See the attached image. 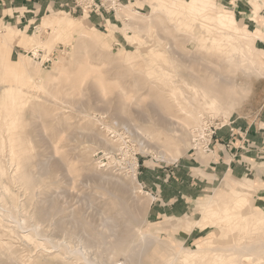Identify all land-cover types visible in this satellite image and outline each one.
Returning a JSON list of instances; mask_svg holds the SVG:
<instances>
[{"label": "rangeland", "instance_id": "1", "mask_svg": "<svg viewBox=\"0 0 264 264\" xmlns=\"http://www.w3.org/2000/svg\"><path fill=\"white\" fill-rule=\"evenodd\" d=\"M216 1L219 4L225 5L227 9L232 10L235 16L239 19L244 16V14L240 12H248L250 7L247 0ZM120 2V4H129L130 6H132V8L138 11V14L141 16H147L150 13L151 8L148 0H121ZM165 2L167 3V5L171 6L176 1L165 0ZM57 11H60V9L50 10L47 13H41L40 15H37L35 17L36 21L32 25L23 27L22 24H18L17 26H15L13 23H11V10H6L3 7L0 8V20L4 23L7 22L8 24H10V26L8 27L0 24V63L5 66V63H12L15 60L18 61V56L21 52L27 55H32V52H30L29 50H27V52L26 48H20L17 45H14L13 48H10L11 52L8 53L9 51L6 49L7 45H3V37H7L6 33L8 29H16L20 33V35H22L24 33H32L38 27L43 17L55 18L60 16L61 14H65L74 18H78L80 16H85L84 14H86L79 9L69 10L67 12L63 10L60 12ZM108 14L109 15L100 16L90 15L87 13V17H85L81 23L84 26H92V28L97 29L89 35H86V33H83L82 31L80 33H78L77 31H72L66 37L56 38L55 34L51 33L55 28L52 29L53 27H48L47 29H42L39 34L44 37L45 40L50 38V35H54V37H52V42L49 44V47L45 49L41 48L43 58L42 56L34 57V64L36 62L38 63H36V65L33 64L34 66L31 67V70L27 68L23 69L19 63H16L13 67H11L10 69H6L3 72V80L5 82L11 81V79L14 77V75L16 76L17 73L23 77L28 76V74L31 73L34 77H36L38 70L40 71V73L42 72L40 74L41 77H43L42 79L48 83H50V80L52 82L57 81L58 78L60 79L62 72L72 75L71 78L75 83H79L78 77H80V73L82 70L86 72L87 69H89L88 72H86L89 76L86 77L85 82L83 81L84 84L83 82L79 83L81 85L79 87L82 90H67L68 94L66 95L62 93L64 91L62 88V91L59 88H56L59 89V91H55V89H52L51 91L54 90L53 93H55L54 96L46 92L44 93L43 90H41L40 92L39 90L30 89V93H34V95H32V99L34 100H32V105L31 103H29L24 109L23 114L25 115H23L24 118L22 120V127L26 132V137L28 138L29 136V138L31 139L29 141L31 143L34 142L33 144L29 143L32 157L29 158V166L27 165L26 169L28 171H32V174H34L33 191L35 190V192H37L35 193L36 196L39 193V196L36 197L34 195L35 200H32L33 196L29 198L27 190L23 189L22 185L20 187L19 183L15 182V184L14 182L12 183L9 181V179H7L6 183L10 184V188L13 189L15 193L18 192L17 203L23 202L22 206L19 203L18 206L14 207L15 209H13V207L11 206V202H8L9 198H7L6 196V200L4 199V197L1 198V195L3 194V188L1 187H3V184L5 183V178H2L4 179L2 180L4 183L0 181V206H2L3 211L0 207V220L4 221V223L2 222L1 224L0 221V232H3L0 233V236L6 240H11L12 244L14 243L16 246H18L16 248L18 249V252L14 251L16 255H18L19 251L20 257L23 256L22 253L27 254H24L25 257H36V255H38L37 258L39 257V263L37 264H45L43 261L47 255L46 249H52V245L49 244V241L44 240L46 237H49L47 239L50 240L54 236V238L52 239L53 243L54 241L56 243H59L63 239H61V230L66 229V231H69L70 229L74 231V229L76 228L75 232H79L78 230L81 228L80 231L82 232V229L85 228L86 230L84 231L83 229L84 232L82 233L87 240L90 237V240H88V242H91V250L95 252L94 247L96 248V241L99 240L98 244L100 242L99 237H95V233L97 234V231H99V229L101 231L103 229L102 227H104L102 226L103 215H101V212H106L108 210L107 213H103L104 217L109 218L113 215L110 220L112 219L113 223H116L115 226H117V228L114 227L117 231V238H108L107 243H109V246L113 243L115 244L117 239H127V236L130 235V231H132L133 229L138 228L142 231H153L152 233H154L158 237V248H153L148 253L149 257L145 255V257L142 258L143 261L149 264H168L172 260L174 254L181 250L180 247H184V249L190 248L187 253L185 251L183 252V255L189 254V259L180 260L188 264H198V262L204 261L206 256L210 253L206 252L204 256H199V251H196V245H198L200 241L205 238H212L214 243L222 244L227 243L231 239L229 236L225 238L220 236L222 230L221 222L213 220L217 216V213L222 211L221 207L218 206V201L216 203L213 202L212 206L209 205L207 210L204 209L205 204L207 205L208 203L209 196L213 195L217 190L227 191L228 189L223 186V181L221 180L218 185L217 183L212 185L211 190H209L208 192H202L197 196H192V198L184 204L181 202L173 203L172 207H175L176 204L184 205L181 208H177V211L173 210L170 213H164V211L162 212L159 210L162 202L156 199V196L154 194H151L149 192L150 186L146 184V182L148 181H151L153 179L156 180L155 175L151 173L145 174L144 171L148 169H150L151 171H155L157 169H160L161 167L170 168L176 165L178 162L188 160L187 158L189 156V153L192 152V150H188L191 146H193V143L191 142L190 133L189 131H187V129L194 125L195 121L193 119L191 121L190 119L187 120L189 117H187L185 113L181 112L176 104H174L171 100H168L165 91L160 90V84L157 80H155L154 77L153 79L151 77L148 78L149 76L144 71V64L142 59L143 56H140V54L135 49V45L132 43V31L134 30L131 28H127L128 26L122 23L123 19L119 18L116 15V11H111ZM159 15V20H162V24L160 25L157 22L155 24L156 27L153 29L154 31L152 30L151 32H149V34H147L149 37H147V35L144 33H142L141 36H138L136 43L140 44V52L142 51L144 53V51H147V47L145 45H148V43H154L157 38L158 40L162 41V43H167L166 45H169L170 48L173 46L174 50L176 49L174 51V54L175 52L177 53V51L178 53H181L178 55L175 54V56L177 55L178 58L179 55L182 54L184 56L196 55V58L198 59L199 57L198 60L201 61L207 59L206 61L210 60V62H212L211 64L221 63V58L218 57L215 52H213L211 49L205 50V48H200L197 42L194 43V41L196 40L190 38L188 32H185V29L184 31L183 28L174 27V24L169 21V19L165 18V15ZM259 15L264 17V9L259 12ZM243 24L248 30H254L256 27H258L256 23L251 22L247 19H243ZM260 29L264 31V27H260ZM164 30L166 32H164ZM162 35L165 37L163 38ZM149 38L151 40L154 39L153 42H151V40L147 41L149 40ZM79 39L84 41L85 47L81 46V42L79 41ZM163 40L165 42H163ZM187 40L189 43L187 42ZM257 46L258 48L264 50V43L258 42ZM46 58H49V60L46 61ZM197 63L198 62H192L191 64L186 63L189 64V67L180 66L179 69L183 74L189 73L192 70L199 76L206 75L204 66L202 65L203 70L201 71V68H199L201 66V63ZM223 69L225 68H220L221 72L224 75H233V72L231 70ZM85 72H83L82 75H84ZM98 78H101V81H103L102 84L105 89L104 93L103 91H100V86H98L99 84L97 85L96 83L95 79ZM248 82V93L246 91V93L241 98V101L239 100L240 102L238 101L236 107L230 112L231 114H228L229 116H227V119L221 121L222 119L220 116H213L215 121L221 123L227 121L230 116L235 117L236 115H243L248 110H252L251 108H253V106L257 104L259 100L264 98V73L259 77H256L254 75L251 76L248 79ZM34 90L37 93H35ZM96 91L97 94L99 93L100 95L95 94V96H97L93 97ZM43 93L45 96L43 95ZM120 93H124V96ZM35 94L36 96H38L36 97ZM60 94H63L65 96H60ZM39 95L41 98L39 97ZM118 95H121V97H118ZM1 96L2 93L0 92V122L3 115L2 109L3 107H5L2 106L4 104H2L3 100ZM66 96H71V100H69L70 98L68 99V97L66 99ZM99 97H101V101L99 100ZM118 98H120V100H118ZM60 102L63 105H61ZM121 103H125L124 110L125 108L127 110L121 112L120 109L117 108L120 107L119 105ZM100 104H102V106ZM35 111L36 114L34 113ZM167 118L168 120H166ZM169 118H171V120ZM120 119H122L123 121ZM173 120H176L178 122ZM157 121H163L161 122L162 125H160ZM112 122L118 124H114ZM172 123H174L175 125ZM109 125L114 126L113 128L116 130V132L113 131V133L111 130L109 131ZM179 127H181L182 129L184 128L183 131ZM173 131L176 132L173 133ZM99 139L101 141L102 139H105V142L107 139L110 145H105V142L103 141V143ZM141 140L144 141V143H141ZM32 146L36 149L34 150ZM202 149L203 148L201 147L199 148V150H196V152L198 153L197 155L199 156V158L205 159L206 154H204ZM35 151L37 154H34ZM51 155L52 157H50ZM45 160L47 164L49 163L48 165L45 163ZM48 160H50V162ZM42 162L44 164H42ZM4 165L7 166V164L5 163ZM46 165L47 168H45ZM41 167L44 168V170ZM11 171L12 170H10V172ZM33 171L35 173H33ZM66 173L67 175H65ZM132 173L135 175V179H132ZM37 175H39V177H37ZM101 176H103L105 180L100 178ZM225 178L229 187H235L234 193L237 191L239 186L248 188L249 184L256 185L254 179L249 176H226ZM249 180L251 182H249ZM121 187L122 189L124 188L123 190H125L122 195L118 191H116L117 188L119 189ZM255 187L257 188L260 186L256 185ZM261 187H264V185H262ZM258 189H254L250 192V206L247 205L245 207V210L250 208L255 209L256 207L264 208V205H262V199L258 198V195L261 193ZM112 195L116 198L119 195V199L121 198V200L116 199ZM124 195H126V197ZM41 198L43 200H46L40 203L39 201L42 200ZM47 200L49 201V203L51 201L52 202L49 204ZM118 200H124V203H119ZM6 201L10 205L5 204ZM54 201L55 203H53ZM45 202L48 204H46ZM57 202L58 205L56 204ZM2 203H4L5 205H3ZM34 204H38V206H34ZM44 204L46 206L51 204H53L54 206L56 205L55 208H53L54 206L51 205L50 213H54L53 211L56 212V208L63 209L64 207L67 208V211L68 209L70 212L72 211V217L66 221V224L63 223L62 225L67 228L64 227L62 229L61 227H57L59 228L57 229L56 227H53L54 225H48L46 220L43 221L42 217H39V215H37L33 208H39V206L44 207ZM135 205H137L138 207ZM25 206L26 208H24ZM29 206L31 208L30 210ZM123 207H127V213L125 212L126 209L123 211ZM22 208H24L23 210L26 211L24 212ZM8 209L13 211L16 216L19 215L17 218L24 220L25 226L29 224H36L38 225V228L41 227L38 229L40 230L38 236L39 238H43L45 235V237L43 239H40L39 246L32 241L17 237V234L15 232L17 228L16 224L13 223L14 221L11 217H7L8 213L4 214ZM17 209L18 211L16 212ZM209 210H211V212ZM131 211L133 214L131 213ZM135 211L137 212V216L134 213ZM119 212L122 214H120L121 216L118 215ZM128 212L131 214H129ZM99 214L101 215V217L99 216ZM34 216L36 217L33 218ZM132 216H134L135 219ZM238 218L239 217H237V215L234 216L235 220H237ZM29 219H31V221ZM76 219L78 220V222ZM195 219H199L200 221L196 224V226L192 227L191 222H193ZM210 220L211 224L209 222ZM100 223L101 225L99 226ZM130 223L132 224V226ZM71 224L74 225V228ZM8 225L13 229H11ZM50 226H52V230L56 232H53L51 230V233L50 229L52 227ZM29 227L30 226L26 228H28L29 230ZM92 228L94 229V231ZM103 230H105V227ZM14 232L16 235H13ZM7 233L11 235V237H13L9 238L10 236L8 237ZM34 233L35 232L33 231L32 234ZM48 233L51 234L49 235ZM4 234L7 235L6 237H8L9 239L5 238ZM14 238H16L17 241ZM56 239L58 241H56ZM94 239L96 241H93ZM22 240L25 242H23ZM27 242L29 244H27ZM24 243H26L28 248L31 250H28L26 244ZM43 243L45 244L43 245ZM20 245L24 248H19ZM41 246H47L48 248L45 247L46 249H42L43 247ZM61 248L62 247L59 248V251H62V254L67 258L68 261H71L72 264H86V262H84L85 260L80 255L78 257L74 253H66L67 251L65 252V250L63 248L62 250ZM30 253H32V255H30ZM91 254L92 253L90 252V257L94 256ZM223 254L224 252L221 251L216 254L217 261H215V264H230V261H225V257L223 256ZM113 256L109 258L107 257V254H105V259H102L101 262H104L103 264H114V262L118 264L123 260V256L121 254H115L114 257L116 258H114ZM5 257H3V255L1 256L0 264H20V262L13 263L12 260L9 261V258L7 260V257ZM40 259L43 261L40 262ZM108 260H111L112 262L107 263ZM173 264H175V262H173Z\"/></svg>", "mask_w": 264, "mask_h": 264}, {"label": "bare ground", "instance_id": "2", "mask_svg": "<svg viewBox=\"0 0 264 264\" xmlns=\"http://www.w3.org/2000/svg\"><path fill=\"white\" fill-rule=\"evenodd\" d=\"M175 1L176 2H174V4L170 6V5H167L165 0H148V2L150 3L151 9H150L149 15H147V16L139 15L138 14L139 12L136 11L135 9H133L132 6H130L129 4H127V5L120 4V3H117L116 0H112L111 5L115 9L116 15L119 18L123 19L122 23L127 25L128 26L127 28H129V29L131 28L134 30V31H132L133 32V35H132L133 42L132 43L135 45V49L140 54V56L141 55L143 56L142 59H143V64H144V71L149 76L148 78L151 77L153 79V77H154L155 80H157L158 83L160 84V88H161L160 90L165 91L168 100H171L174 104H176V106H178V109L181 112L185 113L187 117H189L187 120L190 119V121H191L193 119L195 121L194 125H192L190 128L187 129V131H189V133H190L191 142H192L193 129L200 126L201 122L203 121V119L207 115H209L211 117L220 116L222 119V120L220 119L221 121H224L225 119H227V116H229L228 114L236 107V105L238 104V101L239 100L241 101V98L246 93V91L248 89V84H249L248 79L253 75L256 77L263 75V73H264V50L258 48L257 44H258V42L264 43V31L262 29H260V27H264V17L259 15V12L262 9H264V0H247L249 2V5H250L249 10H248V12H240V13L244 14V16H242L240 19L235 16V14L233 13L232 10L227 9L225 5L219 4L216 0H175ZM84 13H86V14H84L85 16H80L78 18H74V17H71L69 15H65V14H61L60 16L55 17V18L43 17L41 19L38 27L36 26L37 28L32 33H24V34L20 35V33L16 29H12V28L8 29L7 33H6L7 37H3V43H4L3 45H5V44L7 45L6 49L9 51L8 53L11 52L10 48H13L14 45H17L20 48H26V51L29 50L30 52H32V55H27V54H24L23 52H21L20 55L18 56V61L15 60L12 63H5V66H3L0 63V83L5 82L3 80V72L6 69H10L11 67H13L16 63H19L23 69L27 68V69L31 70L32 69L31 67L36 65V63H38V62H36L34 64L33 58L38 57L39 55H41L43 58V54L39 53V49L41 50V48L45 49V48L49 47V44L52 42V37H54V35H52V36L50 35V38L45 40V38L39 34L42 29H47L48 27H53L52 29L55 28L54 31L51 33L55 34L56 38L66 37L72 31H77L78 33H80L82 31L83 33H86V35L92 34L93 31H96L97 29L92 28V26L87 27L81 23L83 21V19L85 17H87V12L85 11ZM159 14L165 15V18L169 19V21H171L174 24V27L183 28V30L185 29L186 31L185 30L184 31L188 32L190 38L196 40V41H194V43L197 42L198 45L200 46V48H205V50L211 49L213 52H215V54H217V56L221 58V60H220L221 63L211 64L212 62H210V60L206 61L207 60L206 59V60L201 61V60H198L199 57H198V59L196 58V55L190 56L189 54H188L189 56H184L183 54L179 55V58H178L177 55L181 54V53H178V51H177V53L175 52V54H177L175 56L174 51L176 49L174 50L173 46L170 48L169 45L168 46L166 45L167 43H162V41L158 40L157 38H156L154 43H152V44L148 43V45H145L147 47V51H144V53L142 51L140 52V50H139L140 44L136 43L137 38H138V36H141L142 33H144L146 35L149 34V32H151L156 27L155 24L157 22L160 25L162 24V20H159L160 19ZM243 19L244 20L247 19L251 22L256 23L258 25V27H256L254 30H248L246 28V26L243 24ZM0 24L4 25L5 27L10 26V24H8L7 22L4 23L1 20H0ZM168 31H169V29H168ZM164 32H166V31L164 30ZM125 33H126V31H125ZM170 36H173V35H170ZM147 37H149V36L147 35ZM164 37L165 36H163V38ZM166 37H167V35H166ZM150 38H151V36H150ZM150 38L147 41H150L151 40ZM187 39H188V37H187ZM153 40H151V42H153ZM188 40H187V42H188ZM79 41L81 42V46L85 47L84 41L81 39H79ZM163 42H165V41L163 40ZM189 42H190V40H189ZM0 52H1V46H0ZM201 56H204V55H201ZM192 62L201 63V66L199 68H201V71H202L203 70L202 65H203L204 70H206V75L199 76V75L195 74L192 70L186 74L185 73L183 74L180 71V69H179L180 66L189 67L188 65L191 64ZM186 63H189V64H186ZM221 67L225 68L223 70H226V69L231 70L233 72V75L232 76H227L226 74L224 75L220 70ZM88 70L89 69H87L86 72H88ZM194 70H196V69H194ZM82 71L80 73L81 74L80 77H78L79 83H82L83 81L85 82L86 77L89 76V75H87V73L85 71H83V72H85V74L82 75V73H83ZM41 73L38 70L36 77H34L31 73H29L28 76H25V77H23L17 73L16 76L14 75V77L11 79V81H7L3 84H0V92L2 93L1 97L3 100L2 104H4L2 106H5L2 109L3 115H2V120L0 122V181L4 180L2 178H5V181H4L5 183L2 181L4 183L3 187H1V185H0V187L3 188L2 193L4 194V195L2 194L3 196L1 195V198L2 197H4V199L6 197L9 198L8 202H11V206L13 207V209H15L14 207L18 206V204L20 203V202L17 203V200H18V194H17L18 192L17 191L18 190L16 189L17 193H15L14 190L10 188V184L6 183L7 179H9V181L12 183L13 182L19 183L20 187L22 185L23 189L27 190V194H28L29 198H31L33 196L32 200L36 196L35 193H37V192H35V190L33 191V189H34L33 188L34 174H32V171H28L26 169L27 165H28L29 158L32 157L31 156L32 153H31L30 148H29V143H31L29 140H31V139L29 138V136H28L29 139L26 137V132L23 130V127H22V120L24 118L23 115H25V114H23L24 109H25L26 105H28L29 103H31V105H32V100H34V99H32V95H34V93H30V89L39 90L40 92H41V90H43L44 93L46 92V93L54 96L55 93H53L54 90L51 91L52 89H55V91L56 90L59 91V89L61 90V88H62L64 90L62 93L66 95V94H68L67 90H71V89L79 90L80 89L79 86H81L77 82H76L77 83L76 84L71 78L72 75H70L68 73L66 74V73L62 72V75L60 74L61 78L60 79L58 78L59 80L57 79V81H52V82L50 80L49 81L50 83H48L42 79L43 77H41V75H40ZM241 77H242V79H241ZM95 80H96L97 85L99 84L98 86H100V91H103V93H104L105 89H104V86L102 84L103 81H101V78H98ZM84 82H83V84H84ZM152 83H154V82H152ZM68 86L69 87L71 86V87L69 88ZM56 88H59V89H56ZM97 89H98V87H97ZM80 90H82V89H80ZM35 93H37V92L35 91ZM44 93H43V95H44ZM247 93H248V91H247ZM63 94H60V96ZM91 94H93V93H91ZM95 94H97V91H96V93H94L93 97L100 95L98 93L95 96ZM123 94H121V95H123ZM65 95H63V96H65ZM121 95L120 96L118 95V97H121ZM35 96H36V94H35ZM166 96H165V98H166ZM39 97H40V95H39ZM67 97L68 96H66L65 98L67 99ZM70 97H68V99ZM33 98H34V96H33ZM42 98H43V96H42ZM56 98H58V97H56ZM99 98H100L99 100L101 101V97H99ZM45 99H47V98H45ZM116 99H117V96H116ZM63 100H65V99H63ZM69 100H71V98ZM72 100H74V99H72ZM104 100H105V98H104ZM118 100H120V98H118ZM97 102H99V101H97ZM111 102H112V100H111ZM121 102H123V101H121ZM70 104H72V103H70ZM90 104H91V102H90ZM102 104H100V105L102 106ZM124 104L125 103H121L119 105L120 107H117L120 109L121 112L127 110L126 108L124 110ZM31 105H30V107H31ZM61 105H63V104L61 103ZM104 105H105V103H104ZM95 108H93V109H95ZM34 113L36 114V111ZM28 115H30V114H28ZM154 115H156V114H154ZM169 119L171 120V118H169ZM120 120H122V119H120ZM166 120H168V118ZM173 121H176V120H173ZM157 122H159V124L162 125L161 122H163V121H161V122L157 121ZM176 122H178V121H176ZM112 123H114V122H112ZM122 123H124V122H122ZM166 123H168V122H166ZM174 123H172V124H174ZM114 124H118V123H114ZM172 124H171V126H172ZM182 126H184V125H182ZM113 127L114 126L109 125L108 126L109 131L111 130L112 132L113 131L116 132V130ZM179 128H181V127H179ZM183 129H182V131H183ZM176 131H179V130H176ZM176 131H173V133ZM29 134H31V133H29ZM29 134H27V135H29ZM142 137H143V135H142ZM103 141L105 142V139L104 140L102 139L101 142H103ZM108 142L109 141H107V139H106L105 145H107V146L110 145V143H108ZM142 142L144 143V141L141 140V143ZM33 143L34 142H32L31 144H33ZM107 146H105V147H107ZM143 146H144V144H143ZM33 148H34V150L36 149L35 147H33ZM198 150H199V148H198ZM35 153H36V151L34 152V154ZM50 157H52V155ZM48 161L50 162V160H48ZM32 162H33V160H32ZM4 163L7 164V166L4 165ZM45 163H46V160H45ZM39 164H41V163H39ZM42 164H44V163L42 162ZM47 165L45 168H47ZM37 167H38V165H37ZM42 169L44 170V168H42ZM10 170H12V171L10 172ZM65 170H67V169H65ZM33 173H35V172L33 171ZM65 175H67V173ZM37 177H39V175H37ZM100 178L105 180V178L103 176H101ZM132 179H135L134 174L132 176ZM224 179H223V186L226 187V189H228V190L227 191H221V190L215 191L213 195L208 197V203H207V205L205 204L206 207L204 206V209L207 210L209 205L212 206L213 202L216 203L218 201V206L221 207L222 211L217 213V216L213 220L217 221V222H221L222 230H221L220 236L223 238L229 236L231 239L227 243H222V244L214 243L212 238H205L202 241H200V243L198 245H196V248H197L196 251H199L198 252L199 256H202V255L204 256L206 254V252H210V253L206 256L204 261H200V262H198V264H215V261H217L216 254L219 251L224 252L223 256L225 257V261H228V262L230 261V264H264V208H257L256 207L255 209L250 208V209L245 210V207L247 205L250 206L249 205L250 204V195H249L250 192L254 189H258V187L256 188L255 187L256 185H254V184L253 185L249 184L248 188L239 186L237 191L234 193L235 187H233V188L229 187L227 185L226 178H224ZM249 182H251V181L249 180ZM19 184H18V186H19ZM116 187H117V185H116ZM227 187H229V188H227ZM1 188H0V190H1ZM123 189H122V187L119 189L117 188L116 191H118L122 195L125 191ZM25 190H24V192H25ZM24 192H23V194H24ZM27 194H26V197H27ZM114 195H117V194H114ZM24 196H25V194H24ZM37 196H39V193L37 194ZM124 196L126 197V195H124ZM46 197H47V195H46ZM52 197H55V196H52ZM113 197H115V196H113ZM1 198H0V201H1ZM20 199H19V201H20ZM116 199H119V195ZM45 200L42 199L39 202L41 203V202H44ZM48 200H47V202L49 203ZM119 200H121V198ZM123 201H119V203L120 202L122 203ZM127 201H128V199H127ZM29 202H27V203H29ZM22 203H20L21 206H22ZM48 203H46V204H48ZM53 203H55V201ZM126 203H125V205H126ZM2 204L3 205H5V204L10 205L7 203V201L5 204L4 203H2ZM56 204L58 205V202ZM35 205L38 206V204H34V206ZM51 205H53V204H51ZM51 205H47V206L45 205L46 207L45 206L44 207L39 206V208L35 207L33 209L37 213V215H39V217H42L43 221L44 220L47 221L48 225H52V226L54 225L53 227H56V228L61 227L63 229L65 226H62V225H63V223L66 224V221L72 217L71 216L72 211L70 212L68 209V211H69L68 212L67 208H65L63 206L64 207L63 209L62 208H56V212L53 211L54 213H52V212L50 213ZM55 206L53 208H55ZM135 206H137V205H135ZM0 207L2 210V206H0ZM24 208H26V206ZM24 208H22V210ZM19 209H20V207H19ZM30 209L31 208L29 206V210ZM122 209H123V211L126 209L125 212L127 213V207H125V208L123 207ZM22 210H20V211H22ZM70 210H72V209H70ZM17 211H18V209L16 210V212ZM20 211H19V213H20ZM107 211L106 212L100 211L102 213L101 215H103L102 216V218H103L102 219L103 220L102 226L105 227V230H103L104 227H102L103 229L102 228L101 229L103 231L102 230L100 231V229H99L100 232L97 231L98 233L97 234L95 233V235H96L95 237L98 236L100 239L99 244H98L99 240L98 241H96L95 239L93 240V241L97 242V244L94 243V244H96V248L93 246L95 249V252L93 250H91V248H92L91 242L90 243L88 242V240H90V237L87 236V237H89V239L87 240L86 237L84 236V234L82 233L86 230L85 228L82 227L84 229V231L82 229V232L80 231L81 228L79 229L78 227L77 228L79 230L78 229L77 230L79 232H75L76 228L74 229V231L70 230L68 228L69 231L68 230L66 231V229L61 230L62 231L61 239L62 238L63 239L59 243L58 242L56 243L55 241L53 243V241H52V239L54 238L53 235H52L53 238L51 237L52 239H50V240L47 239L49 237H46L44 239V240L49 241V244L52 245L51 246L52 249L47 250L46 249V248H48L47 246H44V247L41 246V247H43L42 249H46L47 255H46V258L44 259V261L41 260L42 259L41 258L40 262L43 261L45 264H72V262L68 261L67 258L62 254V251L61 252L59 251V248L62 247L65 250V252L67 251L66 253H69V252L74 253L78 257L80 255L85 260L84 262H86V264H103L104 262L102 263L101 261H102V259H105L104 258L105 254H107V257L110 258L113 255L115 256V254H117V253L121 254L123 256V260L121 262H119L118 264H144V263L149 264V263H146L145 261H143L142 258L145 257V255L147 257H149L148 253L153 248H155V247L158 248V244H157L158 237L154 233H152L153 231L152 232L151 231H142V230L137 228V229H133L132 231H130L131 233L129 236H127L128 237L127 239H125V240H122L123 238L117 239L115 244L113 243L109 246V243H107L108 242L107 239L108 238L109 239L117 238V235H116L117 231L114 228V227L117 228V226H115L116 223L114 224L112 219H111L112 221L110 220V218L113 215L110 216L109 218L104 217L103 213L104 212L107 213ZM136 211L134 213L137 216ZM209 211L211 212V210H209ZM121 212H122V210H121ZM73 213H74V211H73ZM131 213H132V211H131ZM131 213H129V214H131ZM4 214H7L8 215L7 217H11L14 221L13 223L16 224L17 228H16L15 232L17 234V237L22 238L24 240L32 241V242L36 243V245L38 244V246H39L40 239H43L45 237L44 234H42V235H44V237L42 236L43 238H39V236H38V233L40 231L38 229L41 227L38 228V225H36V224L35 225L29 224V225L25 226L24 225L25 221L20 219V218H19L20 219L19 220L17 218L19 215L16 216V214L13 213V211H11L9 209ZM120 214L121 213L119 212L118 215H120ZM101 215L99 214L100 217H101ZM235 215H237V217H239L237 220L234 219ZM22 216H24V215H22ZM140 216H142V215H140ZM35 217L36 216H34L33 218H35ZM132 217H134V216H132ZM134 219H135V217H134ZM134 219H132V220H134ZM29 220L31 221V219H29ZM34 220H33V222H34ZM199 221H200L199 219H195L193 222H191L192 227L196 226V224ZM2 222L4 223V221H1V224H2ZM77 222H78V220H77ZM209 222L211 224V220ZM7 223H9V222H7ZM73 224H74V222H73ZM73 224H71V225L74 228ZM100 225H101V223L99 224V226ZM28 226H30L29 227L30 231L28 230V228H26ZM52 226H50V227H52ZM131 226H132V224H131ZM12 227H13V225H12ZM53 227L50 229V232L53 229ZM93 227H95V226H93ZM65 228H67V227H65ZM6 229H7V226H6ZM11 229H13V228H11ZM57 229H59V228H57ZM95 229H97V228H95ZM37 230H38V232H37ZM31 231L32 232L34 231L35 233L32 234ZM93 231H94V229H93ZM15 232H14V234L13 233H11V234L16 235ZM53 232H56V231H53ZM0 233H3V232H0ZM87 234H85V235H87ZM6 236L7 235H5L4 237L5 238H8L9 236H10L9 238L13 237V236L11 237V235H9V234H8V237H6ZM14 239H16V238H14ZM13 241H15V240H13ZM16 241H17V239H16ZM56 241H58V240L56 239ZM23 242H25V241H23ZM13 244H12L11 240H6L0 236V258L3 255V257H5V256L7 257V258L5 257L7 260L9 258V261L12 260L13 263L14 262L15 263L20 262V264H37V263H39V261H38L39 257L37 258L38 255H36V257H25V255H27V254L24 253L25 254L24 255L22 253L23 256L20 257L19 256L20 251H19L18 255H16V253H14V251L18 252V249H16L18 246H16L15 244H14L15 245L14 246ZM24 244H26V243H24ZM27 244H29V243L27 242ZM27 244H26V246H27ZM44 244L45 243H43V245ZM22 247L20 245L19 248H22ZM29 247H30V245H29ZM27 248H28V246H27ZM161 248H162V246H161ZM180 248H181V250H179V252H176L174 254L172 260L168 264H173V262H175V264H188L186 262H183L180 259H183V260L189 259V256H188L189 254L183 255V252L185 251L187 253L190 250V248H185V249H184V247H180ZM88 249H90V250H88ZM28 250H31V249L28 248ZM90 252L92 253L91 255H94V256L90 257L89 256ZM44 253H45V251H44ZM4 254H5V256H4ZM108 254H110L111 256ZM30 255H32V253H30ZM41 256H42V253H41ZM43 258H44V256H43ZM114 258H116V257H114ZM115 261H117V260H115ZM142 261H143V263H142ZM225 261H224V263H225ZM109 262H112V261L108 260L107 263H109ZM114 264H117V263L114 262Z\"/></svg>", "mask_w": 264, "mask_h": 264}, {"label": "crops", "instance_id": "3", "mask_svg": "<svg viewBox=\"0 0 264 264\" xmlns=\"http://www.w3.org/2000/svg\"><path fill=\"white\" fill-rule=\"evenodd\" d=\"M72 6L73 0H0V8L12 11L11 23L15 26L22 24L23 27L32 25L41 13L55 9L67 12ZM87 13L102 16L110 12ZM251 109L225 121V125L212 136L209 149L204 152L205 159L192 151L188 160L173 167L144 171L155 175L156 180L146 184L150 186L149 192L162 202L160 211H177L184 205L172 207L173 203L184 204L192 196L208 192L212 185H218L226 176L253 178L260 186L258 198L264 205V187H261L264 185V98Z\"/></svg>", "mask_w": 264, "mask_h": 264}, {"label": "built area", "instance_id": "4", "mask_svg": "<svg viewBox=\"0 0 264 264\" xmlns=\"http://www.w3.org/2000/svg\"><path fill=\"white\" fill-rule=\"evenodd\" d=\"M112 0H73V6L71 10L79 9L82 12H115V9L111 5ZM121 0H116L117 3H121ZM108 5V6H107ZM39 53L42 54V50L39 49ZM41 56V55H39ZM46 61L49 58L45 59ZM225 122L215 121L213 117L207 115L201 125L193 129L192 143L193 146L190 150L196 151L198 148H203L202 151L205 152L209 149L210 141L215 132L223 127Z\"/></svg>", "mask_w": 264, "mask_h": 264}]
</instances>
